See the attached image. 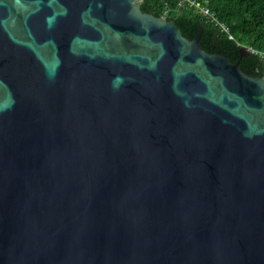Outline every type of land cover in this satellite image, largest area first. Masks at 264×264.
<instances>
[{
    "label": "water",
    "instance_id": "obj_1",
    "mask_svg": "<svg viewBox=\"0 0 264 264\" xmlns=\"http://www.w3.org/2000/svg\"><path fill=\"white\" fill-rule=\"evenodd\" d=\"M142 1L0 0V264H264V75Z\"/></svg>",
    "mask_w": 264,
    "mask_h": 264
},
{
    "label": "trees",
    "instance_id": "obj_2",
    "mask_svg": "<svg viewBox=\"0 0 264 264\" xmlns=\"http://www.w3.org/2000/svg\"><path fill=\"white\" fill-rule=\"evenodd\" d=\"M226 23L233 39L207 21L196 9L178 8V0H143L141 9L155 16L174 20L185 37L194 36L203 25L199 44L209 53H219L238 62L248 75H264V62L255 53H241L240 48L264 51V0H199Z\"/></svg>",
    "mask_w": 264,
    "mask_h": 264
},
{
    "label": "built area",
    "instance_id": "obj_3",
    "mask_svg": "<svg viewBox=\"0 0 264 264\" xmlns=\"http://www.w3.org/2000/svg\"><path fill=\"white\" fill-rule=\"evenodd\" d=\"M178 8H184V7H191L197 10V12L203 16L207 21L213 23L216 25L222 32L226 33L227 37L230 39H233V35L231 34L229 27L226 23L220 21L217 19L214 12L211 11V9L202 4L199 0H178L177 2ZM247 51L251 53H255L259 56V58L264 62V51L263 50H257L252 47H245Z\"/></svg>",
    "mask_w": 264,
    "mask_h": 264
}]
</instances>
